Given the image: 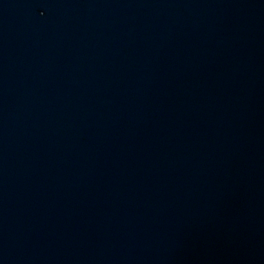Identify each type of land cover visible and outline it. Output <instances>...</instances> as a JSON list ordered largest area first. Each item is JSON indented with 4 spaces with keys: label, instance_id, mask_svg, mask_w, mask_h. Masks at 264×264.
<instances>
[{
    "label": "water",
    "instance_id": "1",
    "mask_svg": "<svg viewBox=\"0 0 264 264\" xmlns=\"http://www.w3.org/2000/svg\"><path fill=\"white\" fill-rule=\"evenodd\" d=\"M0 264H264V0H0Z\"/></svg>",
    "mask_w": 264,
    "mask_h": 264
}]
</instances>
